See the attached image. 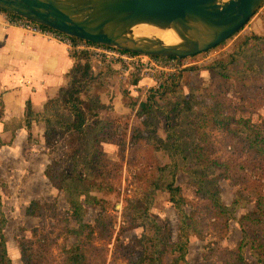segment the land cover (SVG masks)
<instances>
[{
    "label": "trees",
    "instance_id": "16d2710c",
    "mask_svg": "<svg viewBox=\"0 0 264 264\" xmlns=\"http://www.w3.org/2000/svg\"><path fill=\"white\" fill-rule=\"evenodd\" d=\"M260 26L257 33H243L234 39L235 34L228 39L232 43L227 53L209 62L205 68L213 78L222 80L226 89L229 87L228 80L243 82L247 78L264 76V18H261ZM71 56L74 63L65 75L66 84L54 98L46 102L41 113H32L26 105L22 119L3 123L4 130L12 131L20 127L29 129L31 122L42 124L44 143L61 144L64 161L70 163L69 169L66 170L57 158H52L44 175L50 186L64 195L69 215L76 224L70 234L81 240L86 231V237H91L93 233L104 239L109 230L111 236L115 228L111 216L99 215L94 227L83 222L86 206L95 208L104 202L97 196L107 189L106 186H100L99 182L111 174L107 170L110 163L104 147L115 144L124 152L127 146L130 150L136 149L142 140L147 146L146 154L151 167L149 171L141 170L133 175L136 183L141 186V195L128 201L124 207L123 222L120 223L122 226L118 234L138 228H142L143 232L137 239L121 242L123 245L120 243L119 255L126 264H162L163 252L173 253L177 264H188L186 256L189 239L192 236L201 237L200 225H211L218 237L223 238L231 220L240 225L242 238L233 251L227 252L229 258L226 257L223 264H247L242 256L245 248L255 259V264H264V198L256 194L251 197L250 194L237 191L232 202L225 205L217 187L221 180L228 177L254 184L264 179L262 130L248 118L236 119L231 116L233 114L225 112L222 102H202L193 75L199 70L193 66L177 72L175 79L165 83L160 90L149 92L140 110L136 112L137 126L134 128H128L124 122L111 116L101 119L98 113L99 96L109 88V80L118 79V72L110 65H92L86 53H72ZM190 58L193 57L181 61ZM184 73L186 76L190 73L192 75L187 76L186 83L182 85ZM138 81L139 77L136 76L129 83L135 85ZM127 91L126 88L120 89L123 98L128 99V102L124 101L125 108L133 111L137 103ZM257 95L264 100V91L261 92L260 88L250 93V99ZM186 115L201 116L202 119H198L194 128L186 120ZM202 128H220L223 131L229 146L225 158L211 156L209 141L202 146L197 144V140H205L201 136L204 134ZM196 131L201 135L196 134ZM28 141L38 143L30 135ZM204 151L208 152L203 154ZM208 153L211 155L207 156ZM179 174L187 175L188 184L197 195V203L193 204L181 195L180 188L175 185V177ZM156 191L168 193L169 202L173 204L178 217L173 243L169 242L165 225H160L150 214ZM188 204L191 210L185 211L184 206ZM250 204L254 207L250 214L238 218L235 216L239 209ZM54 210V204L49 206L34 200L27 205L24 214L32 218L54 217ZM5 224L6 220L0 212V264H11L2 232ZM35 231L32 230L33 236ZM19 239L17 244L22 264H44L47 261L49 242L44 236L34 241L38 250H33L29 239ZM116 240L120 241L119 237ZM94 252H97L95 248L89 257L95 258ZM86 255L80 242H76L68 249H61L60 264H91V259ZM196 264L215 263L204 260Z\"/></svg>",
    "mask_w": 264,
    "mask_h": 264
},
{
    "label": "rangeland",
    "instance_id": "374dc122",
    "mask_svg": "<svg viewBox=\"0 0 264 264\" xmlns=\"http://www.w3.org/2000/svg\"><path fill=\"white\" fill-rule=\"evenodd\" d=\"M261 18H264V7H262L233 38L235 39L238 35L243 33L252 31L256 33L259 32L261 27ZM231 43L232 40L227 41L223 46L215 48L207 54L203 53L193 58L183 60V67H181L180 70L182 72L192 66L197 67L199 71L192 73L195 75V80L201 96L200 100L202 102L207 104L212 102H222L225 112L233 114L231 116L236 119H250L251 122L259 127L264 133V100L262 99V96L258 95L256 98L250 99V93L252 91L259 88L261 89V92L264 91V76L247 78L244 79L243 82L228 80L229 87L226 89L222 80L213 78L205 69L209 62L226 54ZM192 73L187 76H191ZM187 76L185 73L183 74L181 81L183 83L182 85L186 83ZM129 78L130 77H128V80L125 83H120L118 79L109 80L108 83L112 90H108L107 96H114L115 92H118V89L119 92L120 89L126 88L127 90L130 86L129 81L132 77L130 79ZM190 86L194 90L192 83H190ZM127 92L130 95V92ZM133 94V97L132 95L130 96L137 103L133 111L125 108L124 101L128 102V99L123 98L122 95V99L117 100L118 103L116 105H110L104 108H102V106L100 107L101 109L99 114L101 119L111 116L113 119L116 118L120 122H124L130 129L137 126L136 112L140 110L142 103L145 101L147 91L144 92L143 90H137V93ZM185 118L191 123V125L194 126V128L198 119H202L201 116L196 115H186ZM217 129L205 130V128H202L204 131L203 135L196 131V134L201 135L203 139H205L197 140V144L202 146L209 141L212 155L208 153L207 156L211 155L212 157H220L223 159L228 155L229 146L225 141V135L222 134L223 131L220 128ZM160 134L163 135V132L160 131ZM36 141L38 142V145L41 146V151L47 155L48 160L57 158L64 164L66 170L69 169L70 163L64 161V157L62 156L63 151L60 148L61 144L54 143L46 145L43 141L42 134L38 135V139H36ZM104 150L110 163L107 170L111 172L110 177L99 182L100 186L107 187L106 190L97 194V196L102 198L104 202L95 208L84 206L85 215L83 222L91 227H94L96 226V220L99 215L107 214L111 216L113 218L115 228L113 232H111L110 237L109 230H107L108 234L104 239L98 238L96 234L93 235V233L91 237H86V231L82 234L81 240H77L74 235H71L70 231L76 227V224L69 215L68 205L66 204L63 193L57 192L54 188H52V186H50V184L40 185L38 187L40 194L32 195L30 199L40 203L45 202L49 206L54 204V217L46 216L44 218H29L25 217L23 214L22 217L26 221L22 220V208L20 210L18 206L17 208H14L12 205H9L10 194L9 192L5 193L4 197L8 199L5 200L6 204L4 203V207H6L7 211L12 214L10 215L12 216V219H10V221H12L10 226L15 224V222L18 225H22V229L19 228L17 232L13 231L15 237L17 239H29L28 241L31 242L33 250H38L34 241L39 236H44L48 240L49 244L47 249L50 253L48 254L47 261L45 260L46 262L44 264H60L62 261L61 249H68L76 242H80L82 250L87 254L86 256L91 259V264H126L124 258L119 255L120 243L137 239L142 234V228L125 230L120 234H118V231L120 226H122L120 223L123 222L124 207L127 205L128 201H131L133 198L141 195V186L136 183V179L133 175L141 172V170H150L151 166L148 163L149 159L146 154L147 146L141 140L139 142V146L133 150H130L127 146L126 150L123 152L120 151L119 147L115 144H107L104 147ZM205 152L207 153L208 151H204L203 154H205ZM161 159L165 162L163 158ZM175 185L180 188L181 195L186 200L193 204L197 203V195L188 184L187 175H177L175 177ZM109 187L111 189H109ZM217 187L220 193L219 196L221 201L225 205H229L232 202L233 196L237 193V191L246 195L250 194L251 197L253 194H256L264 198V179H260L257 184H254L248 182L242 183L234 177H228L221 180ZM5 198H3V201ZM21 202L26 203L27 200L23 199ZM253 208V205L250 204L243 209H239L235 216L238 218L241 215L250 214ZM184 210H191L189 204L184 206ZM150 214L160 225H165L169 234V242L173 243L176 236L178 217L175 213L173 204L169 202L167 192L156 191V195L150 209ZM27 221H30L31 223H28ZM108 225L113 227L111 224ZM12 228L13 226L11 229ZM199 229L201 237L192 236L189 239L188 252L186 256L188 264H196L204 260H208L215 264H223L224 259L226 257L229 258L227 252L231 250L233 251L236 244L242 238L240 225L235 220L228 222L227 231L223 238L218 237L211 225H200ZM32 230H37L34 232V236L32 235ZM9 233L12 235V231L9 230ZM118 237L120 241L116 240ZM93 248L97 251L94 252L95 258L89 257L91 252H93ZM164 249H167V242ZM9 251L13 257L12 259H14L13 251ZM242 256L247 264H255V259L252 257L247 248H245ZM161 262L162 264H177L175 255L168 252H163L161 254Z\"/></svg>",
    "mask_w": 264,
    "mask_h": 264
},
{
    "label": "water",
    "instance_id": "95a60500",
    "mask_svg": "<svg viewBox=\"0 0 264 264\" xmlns=\"http://www.w3.org/2000/svg\"><path fill=\"white\" fill-rule=\"evenodd\" d=\"M262 7L264 0H0V12L70 39L178 64L238 34Z\"/></svg>",
    "mask_w": 264,
    "mask_h": 264
},
{
    "label": "crops",
    "instance_id": "0c3cea01",
    "mask_svg": "<svg viewBox=\"0 0 264 264\" xmlns=\"http://www.w3.org/2000/svg\"><path fill=\"white\" fill-rule=\"evenodd\" d=\"M2 17L0 12V212L6 220L2 232L11 264H22L17 238L13 234V231L22 229V225L15 222L10 226L12 214L4 207L5 200L8 199L4 195L9 192V205L14 208L18 206L20 210L22 208L21 219L25 220L22 215L32 201V195L40 194V185L50 184L44 175L49 160L38 143L28 141L29 135L33 140L43 134L42 124L31 122L29 129L20 127L12 131L4 130L3 123L22 119L26 105L32 113H41L46 102L54 98L66 84L65 75L72 68L74 61L72 52L56 39L28 34L5 25L2 23ZM146 84L150 85L151 82L139 79L137 84L130 85L127 90L133 97V93L143 90V85ZM108 87L99 96L102 108L116 105L117 100L122 99L119 92L108 97V90H112L110 85ZM23 199L27 202H21ZM9 250L13 251L14 259Z\"/></svg>",
    "mask_w": 264,
    "mask_h": 264
},
{
    "label": "built area",
    "instance_id": "2783aa9c",
    "mask_svg": "<svg viewBox=\"0 0 264 264\" xmlns=\"http://www.w3.org/2000/svg\"><path fill=\"white\" fill-rule=\"evenodd\" d=\"M2 23L28 34L54 38L60 42L69 52L86 53L91 62L98 67L107 65L115 67L118 72V81L125 83L128 77H139V79L151 82L143 85V91L149 92L160 90L165 83L173 81L177 72L181 71L182 61L178 64L176 60L159 59L144 55L122 52L109 47L90 44L86 42H72L66 36L42 28L27 20L9 16L2 13ZM209 53V52H208Z\"/></svg>",
    "mask_w": 264,
    "mask_h": 264
}]
</instances>
